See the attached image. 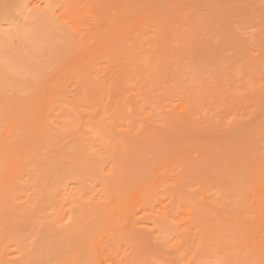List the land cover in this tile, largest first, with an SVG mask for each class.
<instances>
[{
    "label": "rangeland",
    "instance_id": "rangeland-1",
    "mask_svg": "<svg viewBox=\"0 0 264 264\" xmlns=\"http://www.w3.org/2000/svg\"><path fill=\"white\" fill-rule=\"evenodd\" d=\"M1 33L0 264H264V0H0Z\"/></svg>",
    "mask_w": 264,
    "mask_h": 264
},
{
    "label": "bare ground",
    "instance_id": "bare-ground-1",
    "mask_svg": "<svg viewBox=\"0 0 264 264\" xmlns=\"http://www.w3.org/2000/svg\"><path fill=\"white\" fill-rule=\"evenodd\" d=\"M21 30H22V29H21ZM9 47H10V40H8V36H7L5 33H1V35H0V50H3V49H5V48H9ZM136 65H137V64H136ZM0 69H1V70H2V69L6 70V64H5V63H0ZM136 71H137V70H136ZM128 72H129V71H128ZM134 73H135V72H134ZM137 74H138V73L136 72V75H137ZM113 96H114V95H113ZM256 104L259 105V106H262V107L264 108V100H261V101L258 100V102H257ZM259 106H257V107H259ZM263 111H264V109H263ZM263 111H261V112H263ZM261 114H263V113H258L257 115H252L251 119L247 122L246 125H244L245 127H244L243 130L248 132V131H250L249 129L254 128L255 123L261 119ZM259 118H260V119H259ZM236 127H237V126H236ZM234 128H235V127H234ZM239 128H240V127H239ZM234 130H235V131H233V132L231 133V137H232L233 139L237 137L238 132H239V134H240V131H242V129H241V130H239V129H234ZM245 133H246V132H245ZM229 134H230V133H229ZM98 136H99V135H97V137H98ZM238 136H240V135H238ZM230 139H231V138H230ZM231 141H232V140H231ZM82 146H83V145H82ZM80 155H81V153H80ZM80 155H79V156H80ZM100 157H101V156L98 157V155L96 156V158H99V160L101 159ZM78 158H79V159H77V157H76L77 160H81V161H83V160L85 161V160H86V159L81 158V156L78 157ZM96 158H95V160L99 161V160L96 159ZM82 159H83V160H82ZM85 162H87V160H86ZM99 162H100V161H99ZM82 163H84V162H82ZM80 164H81V162H80ZM80 164H79V166L82 167V166H81L82 164H81V165H80ZM83 166H84V165H83ZM82 168H84V167H82ZM0 172H1V167H0ZM0 176H1V173H0ZM41 199H42V197H41ZM41 199L39 198V199H37L36 201H37L38 203H39V202H42ZM43 200H44V199H43ZM36 204H37V203H35V205L32 206V209H31L32 212H33V210L35 209ZM95 219L97 220V218H95ZM96 220H95V228H96V225H98L97 222L99 221V220H98V221H96ZM0 223H1V222H0ZM1 224H2V223H1ZM1 224H0V225H1ZM165 224L168 225L167 223H165ZM10 225H11V224H10ZM10 225H9V226H10ZM13 226H15V225L13 224ZM16 226H18V225H16ZM114 226H115V225H114ZM6 227H7V226H6ZM18 227H19V226H18ZM12 228H13V227H12ZM14 228H16V227H14ZM14 228H13V229H14ZM169 228H170V227H169ZM6 229H7V228H6ZM16 229H17V228H16ZM114 229H115V228H114ZM17 230H18V229H17ZM169 230H170V229H168V231H169ZM9 232H12V231L9 230ZM17 232H18V231H17ZM67 232H68V231H67ZM7 233H8V232H7ZM13 233H14V230H13ZM61 233H62V232H61ZM61 233H57L59 237L56 236L57 234H54L53 236H56V238L59 239V238L61 237L60 235H62L63 238H65L66 235H67V237H69V239H70V238L72 239V242H69L70 247H69V245H68V243H67V242L69 241V239H67V241H64V239H62V237H61V238H60L61 240L59 239V241H62V240H63V241H62L63 243H62V242L60 243V242H58L57 239H56V241H55V237H54V239H53L52 234H51V236L49 235L50 237L48 236L49 238L46 237L47 239H46V238L44 239L41 235H38V237L36 236V237L38 238V240H37V238L35 237V238H36V241H35V239H34V241H35V242L38 241V243H37L38 251H37V252H39L40 254L42 253V254L40 255L39 253H37V254H36L37 258H34L35 255H33L32 252H31V253L27 252V253H26L25 261L28 260L30 256H31L30 258H32V259H29V261H30V260H35V259H38V258L40 259V257L42 256V258H43V257L46 258V259L43 258V261L46 260V263L48 264L47 261H50L51 263L54 262V261L58 258L57 256H58V255L60 256V254H62L63 251H64V252L67 251L68 253H70L71 250H69V249H73V248L71 247V244H72V243H75V242H73V240H75V239H74V236L76 235V236H75L76 239H78L79 237L77 236L76 233H73V234H75L74 236H73V234H70V236H69L68 234H66V232L63 233V234H65V236H64V235L61 234ZM18 236H19V235H18ZM72 236H73V237H72ZM13 237H15V235H13ZM16 237H17V234H16ZM39 237H41V238L39 239ZM17 238H18V237H17ZM42 238H43V239H42ZM48 239H49V240H48ZM79 239H80V238H79ZM79 239H78V240H79ZM41 240H45V242H46V240L49 241V242H48L49 244L46 242L47 245H48V246H47V249H45L46 246L43 244L44 241H42V242L40 243ZM52 240H53V241H52ZM78 240H77V241H78ZM34 241H31V242L33 243V245H36V243H35ZM51 241H52V243H51ZM54 241H55V242H54ZM75 241H76V240H75ZM79 241H80V240H79ZM53 242H54V244H55L56 246H57V243H56V242H58V245H59V246H58L57 248H58V249L61 248V251H60V249H59V251H58V249L56 248V246L53 245ZM64 242H65V244H64ZM32 243H30V244L32 245ZM79 243H80V242H79ZM218 243H219V242H218ZM42 244H43V246H41ZM50 245H51V247H52V245H53V248H51ZM67 245H68V248H67ZM40 246H41V248H40ZM60 246H62V247L65 246V247H63V248H66V249H62V247H60ZM77 247H78V245H77ZM49 248H50V250H51V251L49 250V251L51 252V254H50L49 251H48ZM205 248H206V247H205ZM207 248H208V247H207ZM43 249H44V250H43ZM55 249H56V251H55ZM53 250H54L55 252L59 253V254L53 252ZM62 250H63V251H62ZM78 250H79V249H78ZM204 250H205V249H204ZM26 251H27V250H26ZM40 251H41V252H40ZM43 251H44V252H43ZM69 251H70V252H69ZM47 252H48L49 254H48ZM60 252H61V253H60ZM197 252H198V251H197ZM204 252H205V251H204ZM52 253H53V255H55V256H53ZM29 254H30V255H29ZM31 254H32V255H31ZM43 254H45V255L43 256ZM28 255H29V256H28ZM38 255H40V256H38ZM49 255H50V256H49ZM230 255H231V254H230ZM32 256H33V257H32ZM51 256H52V258L54 257L53 260H52ZM81 256L85 257V259L87 258V257L84 256L83 254H82ZM81 256H80V257H79V256H76V260H75V261H77V264H78V263H79V264H82V263H83V260H85V259H84L83 257H81ZM48 257H49V259H48ZM55 257H56V258H55ZM197 257H199V256H197ZM27 258H28V259H27ZM33 258H34V259H33ZM42 258L40 259L41 261H42ZM80 258H81V259H80ZM47 259H48V260H47ZM77 259H78L79 261H78ZM195 259H196V258H195ZM51 260H52V261H51ZM80 260H82V262H81ZM229 260H230V259H229ZM229 260H228L227 258H225V257H221V258H219V259H216L215 261L213 260L214 262H213L212 264H241V263H239V259H238V257H236V256H235V257L233 256V258H232L230 261H229ZM29 261H28V262H29ZM43 261H42V262H43ZM198 261L200 262V263L198 262V264H203V263L205 262L203 259H202V261H201V258H200ZM241 261H242V260H241ZM38 262H39V261H38ZM34 263H36V262L34 261L33 264H34ZM44 263H45V262H44ZM51 263H49V264H51ZM195 263H196V261H195ZM205 263H206V262H205ZM23 264H29V263H23ZM30 264H31V263H30ZM38 264H42V263L39 262Z\"/></svg>",
    "mask_w": 264,
    "mask_h": 264
}]
</instances>
